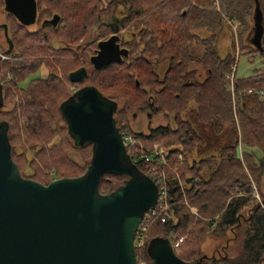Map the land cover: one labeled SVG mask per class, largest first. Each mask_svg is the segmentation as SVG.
Returning a JSON list of instances; mask_svg holds the SVG:
<instances>
[{
    "label": "trees",
    "instance_id": "16d2710c",
    "mask_svg": "<svg viewBox=\"0 0 264 264\" xmlns=\"http://www.w3.org/2000/svg\"><path fill=\"white\" fill-rule=\"evenodd\" d=\"M35 1L38 19L55 18L60 26L42 28L33 37L22 35L15 43L13 57L18 59L12 61V55L2 47L11 58L0 61V125L21 177L47 185L54 179L80 176L90 164L92 144L76 145L59 110L71 95L63 83L65 75L83 68L86 76L79 85L92 87L109 103L121 105L115 113L119 131L140 139L143 146L160 144L168 149L167 158L178 170L175 177L184 186L181 191L168 173L169 217L152 224L145 246L135 247L137 263L149 264L152 242L164 239L172 245L171 235L185 238L174 248L181 260L200 262L199 246L206 236H225L237 228L243 235L240 252L232 258L211 259L210 264H264V195L259 192L264 176V103L255 94L264 89V66L249 77L233 80L232 99L225 76L235 63V41L226 55L217 51L219 31L229 26L228 21H238L242 25L237 34L239 54L246 52L253 59L258 54L264 63V0ZM257 7L263 27L259 47L250 44L247 37ZM121 30L133 35L121 44L128 50L127 57L94 69L87 48L100 37L106 39ZM197 30H204L207 36L200 38ZM54 40L64 47L56 48ZM193 45L202 49L201 55L190 52ZM69 47L76 49L77 58L64 65L54 57ZM161 62L167 67L160 76L154 66ZM191 64L202 66L205 80L188 79ZM41 68L48 73L46 79L35 76ZM247 89L253 93L246 94ZM190 102L196 105L200 123L215 131L231 125L238 140L220 148L216 155L193 159L199 137L181 118ZM128 109L145 112L151 119L160 116L167 123L149 127L147 134L136 133L128 125ZM239 145L244 148L241 153ZM125 152L141 176L147 166L136 162L126 148ZM177 153L183 157L180 163L173 157ZM127 179L106 173L99 192L110 193ZM254 187L260 201L253 197ZM190 207L197 210L196 215Z\"/></svg>",
    "mask_w": 264,
    "mask_h": 264
},
{
    "label": "water",
    "instance_id": "95a60500",
    "mask_svg": "<svg viewBox=\"0 0 264 264\" xmlns=\"http://www.w3.org/2000/svg\"><path fill=\"white\" fill-rule=\"evenodd\" d=\"M35 5V0H4L3 8L29 25L36 17ZM257 9L252 43L259 47L263 27ZM116 41L112 35L98 42L97 53L90 57L94 69L127 57L128 50ZM85 76L83 68L70 75L77 82ZM74 96L59 110L76 145L92 144L91 162L80 176L47 185L21 177L0 125V264H137L134 236L145 212L156 204L157 187L143 174L138 176L126 159L113 105L92 87ZM106 173L128 179L102 194L99 183ZM171 247L167 240H154L149 264H200L181 260Z\"/></svg>",
    "mask_w": 264,
    "mask_h": 264
},
{
    "label": "rangeland",
    "instance_id": "374dc122",
    "mask_svg": "<svg viewBox=\"0 0 264 264\" xmlns=\"http://www.w3.org/2000/svg\"><path fill=\"white\" fill-rule=\"evenodd\" d=\"M3 6L0 5V23L2 22H7L5 19L6 15L4 16V9L2 8ZM50 19V18H48ZM42 21V20H40ZM228 28L231 31V41L233 42V40L235 39L234 37H236V34L239 30L240 32V28H241V24H239L238 21H231L230 23H228ZM233 26H237L236 31H234ZM252 26V23H251ZM254 35V34H253ZM252 35L249 36V39L251 38ZM133 37L131 32L125 31L123 33V40H130ZM254 38V37H253ZM236 43L235 46V55H236V59H235V63L234 66H232V72L228 75L233 74V80H235L236 77H245V76H249L254 74L255 70L259 69L260 66H264L263 63V59L261 56H259L258 54H255L254 59H250L248 57V53L244 52V53H240L239 54V46L237 45V40H234ZM59 53V54H58ZM58 54V56H73L74 54L71 51L68 50H61L58 51L56 53V55ZM56 58V57H54ZM253 58V57H252ZM52 63H56V59H54L52 61ZM62 64H66V61H61ZM234 68V71H233ZM42 73L43 75L46 73V70L44 68H42ZM236 73V77L235 76ZM40 72L39 70L37 71V73L35 74V76H39ZM71 75V73H70ZM69 75V77H70ZM226 75V76H228ZM161 76V75H160ZM225 76V77H226ZM71 79V77H70ZM65 80L68 81L69 78L66 77L65 75ZM28 78L26 79L25 83H27ZM232 84L229 80V86H228V90H230L231 92V96L233 99V90H232ZM248 90H252V89H247L245 91L246 94H248ZM264 90V89H263ZM253 91V90H252ZM260 91V90H259ZM258 91L255 92V94L257 95ZM258 96V95H257ZM127 117H128V122H129V126L130 128L136 132V133H142V134H147L149 127H157V126H163L165 125L167 122L165 121V119H163L162 117L158 116H154L151 118H148L145 112H141V111H137L134 109H130L127 112ZM169 121V120H167ZM126 133V131H123ZM261 152L258 150H254V154H256L257 157H260ZM193 159L197 160V156L193 155L192 156ZM78 160L79 157H77ZM261 183H260V193H262L264 195V176L261 179ZM255 189V187H254ZM253 197L258 199L260 201V194L257 193L256 189L253 192ZM196 211V209L192 208V211ZM191 212V209H190ZM192 213V212H191ZM243 239V235L242 233H240V230L235 228V230H231L226 232L225 236H206L204 238V240L201 243V246H199L200 248V259L199 261L202 262L203 264H210L211 259H215V258H224V257H228V258H232V257H236V255L240 252V248H241V242ZM179 251V250H178Z\"/></svg>",
    "mask_w": 264,
    "mask_h": 264
},
{
    "label": "built area",
    "instance_id": "2783aa9c",
    "mask_svg": "<svg viewBox=\"0 0 264 264\" xmlns=\"http://www.w3.org/2000/svg\"><path fill=\"white\" fill-rule=\"evenodd\" d=\"M231 21H228L230 23ZM237 26H233L234 31H236ZM239 32V30H238ZM237 32V34H238ZM237 34L236 37H234V40H237ZM238 45V43H237ZM236 46V43H235ZM8 56L4 54L1 51L0 48V61L7 60ZM234 71V68H233ZM233 74L226 76L229 78L232 88H234L233 85ZM248 94L253 93L252 90H248ZM259 99L261 102L264 103V90L261 89L257 93ZM121 133V139L123 142L124 147L128 150V152L133 153L134 159L136 162H141L147 166L146 170H144L143 175L150 179L157 187L158 196L156 200V204L154 207L148 209L144 216L142 221L139 223L136 234L134 236V246L137 248H142L146 244V235L148 234L150 227L152 224L156 222L163 223L167 220L169 217V208H170V202H169V179H168V173L172 174L174 177L176 176L178 178V170H176V166H172L170 161L168 160L169 152L168 149H166L163 145L160 144H153L150 147H146L142 145V142L140 139L133 137L129 133H125L123 131ZM176 160V163H180L183 160V157L180 153L175 154L173 156ZM176 179V183H178V186L180 187L181 191H183L184 186L181 183L180 179ZM187 205V203L185 202ZM193 214H196V211H192ZM173 241L172 249L179 247L185 240L184 237H177L174 235H171ZM137 263V262H136ZM137 264H148L143 262H138Z\"/></svg>",
    "mask_w": 264,
    "mask_h": 264
},
{
    "label": "crops",
    "instance_id": "0c3cea01",
    "mask_svg": "<svg viewBox=\"0 0 264 264\" xmlns=\"http://www.w3.org/2000/svg\"><path fill=\"white\" fill-rule=\"evenodd\" d=\"M254 22V21H253ZM252 22V28L249 33L248 37V42L250 44H253V34L255 32V24ZM197 35L201 37L207 36V33L204 30H197L195 32ZM251 38L249 39V36ZM231 31L228 28V26H224L220 31L218 35V40H217V46H218V53L220 56H224L227 54V52H231L230 50L232 49V41H231ZM202 49L196 45H193L191 47L192 53L195 55L199 56L201 55ZM248 57L252 60L253 58L251 55H248ZM167 63L166 62H161V63H155V71L159 75H162L166 69ZM262 67V66H260ZM188 79L190 80H195L202 82V80H205L206 77V71L202 68L201 65L199 64H191L188 69ZM253 75V74H252ZM250 76V75H249ZM249 76L245 77H236L238 79L241 78H246ZM187 108L182 112L181 118L186 120L189 124V126L194 130V132L198 135V145L195 149L194 155L197 156V160L206 158L209 156L216 155L217 152L219 151L220 148L226 146V145H231L234 144L236 140H238V135L234 129H232L231 125H224L221 130H213V127L211 125L207 124H202L199 122L197 114H196V105L194 102H190L187 104ZM154 117V116H153ZM158 117V116H156ZM244 150L241 145H239V153H241Z\"/></svg>",
    "mask_w": 264,
    "mask_h": 264
},
{
    "label": "flooded vegetation",
    "instance_id": "af4514ba",
    "mask_svg": "<svg viewBox=\"0 0 264 264\" xmlns=\"http://www.w3.org/2000/svg\"><path fill=\"white\" fill-rule=\"evenodd\" d=\"M3 7H4V0H3ZM35 7H37V6L35 5ZM3 9H4V16L6 15V17H5L6 19L5 20L7 22L4 21V22L0 23V48H1V51L3 53H5L2 50V47H6V50L12 55V57L16 53L15 43H16L18 38H22V35H24V36L29 35L30 37H33L35 35V33L38 30L42 29V28H44V29H53V28H55L57 26H60L58 20L55 19V18H51L50 20H44V21L42 20V21H40V19H38V11H36V17L34 18V22L32 24L23 25L19 20H17V18L15 17L14 14H12L10 12H7L5 10V8H3ZM116 27L117 26H113V28H116ZM123 33H124V31L121 30V31H116L113 34H111V36L112 35H116L118 37V41H116V42H117V44L119 45V47L121 49L124 48V47L121 46V44L123 42ZM101 35H102V33L100 34V36ZM106 39H108V38H106ZM106 39H105L104 36H102V37H100L98 39L97 43L94 42L95 43L94 45H90L87 48L88 52H89L88 54H90L88 56L89 57V61H90V57L97 53V44H98V42L105 41ZM61 43H62L61 41L54 40L52 45H54L56 48H63L64 45H62ZM68 51H71L74 55L73 56H69V57L68 56H62V55L61 56H57L56 57L57 60H62V61H66L67 62V61H69L71 59H76L77 58L76 57V49L74 47H69ZM10 58L11 57L9 56L8 59H10ZM17 59L18 58H16V57L11 58L12 61L13 60H17ZM39 72H40L39 77L41 79H46L47 78V75H48L47 71L43 75L42 68H41V70H39ZM156 73H157V71H156ZM69 75H68L69 81L63 80L64 81L63 83L67 85L68 89L71 92V95H70V97L68 98L67 101H69V100L74 101L76 99L74 94L77 91H79L80 89H82L83 86L79 85V83L77 81H72L70 79ZM31 78L32 77H29L28 80H30ZM66 82L69 83V84L70 83H73V84L69 85ZM27 83L24 82L22 84V86H25V84H27ZM104 99H105V102L107 104H112L113 105V108H114V121H115V119H116L115 118V113L118 111V109L120 108L121 105L120 104L115 105L113 103H109L106 100V98H104ZM128 110H130V109H128ZM136 171L137 170H136V167H135V171L134 172L136 173Z\"/></svg>",
    "mask_w": 264,
    "mask_h": 264
}]
</instances>
